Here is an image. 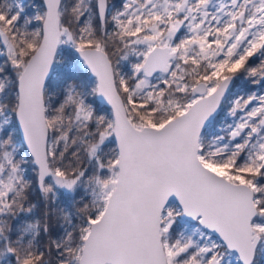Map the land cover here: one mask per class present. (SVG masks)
Instances as JSON below:
<instances>
[{
	"label": "snow or ice",
	"instance_id": "snow-or-ice-1",
	"mask_svg": "<svg viewBox=\"0 0 264 264\" xmlns=\"http://www.w3.org/2000/svg\"><path fill=\"white\" fill-rule=\"evenodd\" d=\"M0 264H264V0H0Z\"/></svg>",
	"mask_w": 264,
	"mask_h": 264
}]
</instances>
